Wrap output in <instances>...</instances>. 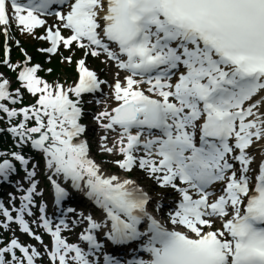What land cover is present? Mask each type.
<instances>
[{
    "label": "snow or ice",
    "instance_id": "6c2138e0",
    "mask_svg": "<svg viewBox=\"0 0 264 264\" xmlns=\"http://www.w3.org/2000/svg\"><path fill=\"white\" fill-rule=\"evenodd\" d=\"M13 27L45 41L38 50L75 76L49 81L39 73L52 68L26 50L12 63L5 46L3 63L34 101L0 73V132L16 146L0 151V178L18 173L17 161L28 181L17 182L19 207L0 201V225L16 222L44 250L0 238V264H264V0H0V32ZM89 57L115 68L111 80ZM89 115L105 132L100 151L120 157L109 163L141 170L151 189L105 173L90 152ZM24 145L42 154L56 206L72 189L98 208H69L73 218L54 224L39 203L32 223L51 246L26 219L43 190ZM81 225L70 242L63 233Z\"/></svg>",
    "mask_w": 264,
    "mask_h": 264
},
{
    "label": "rangeland",
    "instance_id": "374dc122",
    "mask_svg": "<svg viewBox=\"0 0 264 264\" xmlns=\"http://www.w3.org/2000/svg\"><path fill=\"white\" fill-rule=\"evenodd\" d=\"M104 64L103 63H101L99 66H98V68L101 70V72H103L104 73V77L106 78V79H109L110 77H111V74H109V73H107V72H105L103 69H104ZM103 67V68H102ZM103 157V159H107V157L109 158H111V159H115L116 158V156H112V154H108V153H104V155L102 156ZM149 183H150V186H149V188H152L153 187V185H152V183H151V181L149 180L148 181ZM17 237L22 241V235H17Z\"/></svg>",
    "mask_w": 264,
    "mask_h": 264
},
{
    "label": "trees",
    "instance_id": "16d2710c",
    "mask_svg": "<svg viewBox=\"0 0 264 264\" xmlns=\"http://www.w3.org/2000/svg\"><path fill=\"white\" fill-rule=\"evenodd\" d=\"M7 134L6 133H0V147H3V139L5 138H7ZM0 151H1V149H0Z\"/></svg>",
    "mask_w": 264,
    "mask_h": 264
},
{
    "label": "bare ground",
    "instance_id": "6f19581e",
    "mask_svg": "<svg viewBox=\"0 0 264 264\" xmlns=\"http://www.w3.org/2000/svg\"><path fill=\"white\" fill-rule=\"evenodd\" d=\"M102 169L105 171L106 174H109L110 173V171H107L105 168H102Z\"/></svg>",
    "mask_w": 264,
    "mask_h": 264
}]
</instances>
